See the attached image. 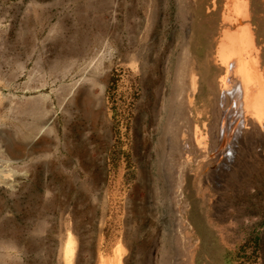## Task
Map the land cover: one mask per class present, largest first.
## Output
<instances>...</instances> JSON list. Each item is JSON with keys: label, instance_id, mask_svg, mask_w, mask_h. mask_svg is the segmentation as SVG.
Wrapping results in <instances>:
<instances>
[{"label": "rangeland", "instance_id": "obj_1", "mask_svg": "<svg viewBox=\"0 0 264 264\" xmlns=\"http://www.w3.org/2000/svg\"><path fill=\"white\" fill-rule=\"evenodd\" d=\"M183 3L0 0V264H264V132L222 142Z\"/></svg>", "mask_w": 264, "mask_h": 264}, {"label": "bare ground", "instance_id": "obj_2", "mask_svg": "<svg viewBox=\"0 0 264 264\" xmlns=\"http://www.w3.org/2000/svg\"><path fill=\"white\" fill-rule=\"evenodd\" d=\"M183 4H190L189 7L192 9L190 0H184ZM250 6L251 3L249 0H225L224 9L221 14L222 32L218 40L216 53L212 59V63L219 67L221 71V75L212 79L211 86L214 89L215 96L222 100L219 123L221 125L220 133L223 134L222 142L224 143L228 142V137H226L228 133H230L229 137L232 138L234 137V133H236L235 131L238 130L236 138L238 139L241 134V142H244L246 136L249 137L248 134L252 135V133L260 134L264 132V65L260 61L261 53L257 47L255 32L251 24L247 23L252 16ZM188 19L190 24L187 28L191 32L192 15ZM190 87L187 97V114L186 116L183 115L188 122L190 118L200 120L203 117L202 115L205 114L196 105V100L191 97V95H194L195 98V95L199 92L197 77L195 75L192 78ZM49 122H47L48 125ZM192 126L190 128L192 130L190 131H192L191 135H193L194 142L198 146L197 148L202 152L205 151V154H208V137L204 135L196 123ZM233 151L234 145L232 144L230 146V153H228L229 158ZM177 192L175 186H173L172 195L174 200L178 199ZM179 223L182 227L180 220ZM191 228L193 227L189 225L184 230L187 231ZM185 235L188 237V232H185ZM63 251V259L67 263H71L76 252V240L70 234ZM122 255L121 250H116L114 259H102L100 264H122Z\"/></svg>", "mask_w": 264, "mask_h": 264}, {"label": "flooded vegetation", "instance_id": "obj_3", "mask_svg": "<svg viewBox=\"0 0 264 264\" xmlns=\"http://www.w3.org/2000/svg\"><path fill=\"white\" fill-rule=\"evenodd\" d=\"M191 3H192L193 15H192V23H191L190 42L192 46L193 59L195 62L197 61L199 63V66H197V69L201 77V85L199 86V91L201 90V93H203L202 89L204 88V85H206L204 89L206 90L207 93L214 91L213 87L211 86L212 79L219 76L221 72L219 70V67H217L212 63V56L214 53L212 52V48H213L212 46L216 40L215 37H217L215 29L216 26L218 25L219 20H220V28L222 30L221 14L224 9L225 0H191ZM204 6L207 7L208 21L207 22L203 21L200 22V25H196L199 14L202 13V11H204L203 10ZM258 8L259 9L261 8L259 3H258ZM211 42H213L212 45H210ZM199 45L204 47L206 50L205 55L203 56L204 59L203 62L199 61L195 56V49ZM211 66H213L214 68L216 67L217 70H213Z\"/></svg>", "mask_w": 264, "mask_h": 264}, {"label": "crops", "instance_id": "obj_4", "mask_svg": "<svg viewBox=\"0 0 264 264\" xmlns=\"http://www.w3.org/2000/svg\"><path fill=\"white\" fill-rule=\"evenodd\" d=\"M249 2L251 3V6H250L251 10L250 11H251L252 16H251V19L249 20V22H247V23L251 24V27H252L253 31L255 32V39L257 41V47L259 48L260 53H261V60L260 61L264 65V0H262V1L261 0H249ZM258 3L261 6L260 9L258 8ZM221 32H222V30H221ZM216 40L218 41L219 39H216ZM215 53H213V55H215ZM212 59H213V56H212ZM261 68L263 69L262 66H261ZM263 72H264V70H263ZM220 75H221V72H220ZM219 100H220V103L222 105V100L219 97H217V102ZM197 253H196V255H197Z\"/></svg>", "mask_w": 264, "mask_h": 264}, {"label": "built area", "instance_id": "obj_5", "mask_svg": "<svg viewBox=\"0 0 264 264\" xmlns=\"http://www.w3.org/2000/svg\"><path fill=\"white\" fill-rule=\"evenodd\" d=\"M193 231H194L193 229L190 230V232H193ZM190 234H191L190 238L187 240V242L189 243V245L190 244L193 245V248L195 249V252L197 253L198 246L201 244V242L198 239V237L194 236L195 233H190ZM190 250H191V246H190ZM189 253H190V251H189ZM192 253H194V251H192ZM192 253H190L191 256H192ZM182 256H184L183 259H186L189 256V254L187 252L183 253V255L180 254V256H178V258H177L178 263H180L182 261Z\"/></svg>", "mask_w": 264, "mask_h": 264}]
</instances>
